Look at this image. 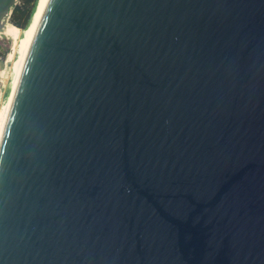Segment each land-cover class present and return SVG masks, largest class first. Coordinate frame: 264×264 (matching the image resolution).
Here are the masks:
<instances>
[{
  "label": "water",
  "instance_id": "water-1",
  "mask_svg": "<svg viewBox=\"0 0 264 264\" xmlns=\"http://www.w3.org/2000/svg\"><path fill=\"white\" fill-rule=\"evenodd\" d=\"M0 264H264V0H46L0 134Z\"/></svg>",
  "mask_w": 264,
  "mask_h": 264
},
{
  "label": "bare ground",
  "instance_id": "bare-ground-1",
  "mask_svg": "<svg viewBox=\"0 0 264 264\" xmlns=\"http://www.w3.org/2000/svg\"><path fill=\"white\" fill-rule=\"evenodd\" d=\"M45 1L46 0H37L31 21L26 29L22 30L10 23L5 24L2 29V33L8 37H11L14 40V42L17 44V49H18V60L15 62V67L13 71V81L11 83L12 85L11 91L15 88L26 49L32 37L33 31L35 29L40 13L45 4ZM20 33L22 34V36H20ZM16 41H18V43ZM9 102H10V96L8 102L5 103L2 107H0V134L8 112Z\"/></svg>",
  "mask_w": 264,
  "mask_h": 264
},
{
  "label": "rangeland",
  "instance_id": "rangeland-1",
  "mask_svg": "<svg viewBox=\"0 0 264 264\" xmlns=\"http://www.w3.org/2000/svg\"><path fill=\"white\" fill-rule=\"evenodd\" d=\"M19 0H17V3ZM11 15V13H10ZM9 15V17H10ZM9 17L6 19L5 24L10 23ZM20 36L22 34L20 33ZM18 43V41H16ZM18 60L17 44L11 37H8L0 31V106L2 107L8 102L11 94L13 71L15 62Z\"/></svg>",
  "mask_w": 264,
  "mask_h": 264
},
{
  "label": "trees",
  "instance_id": "trees-1",
  "mask_svg": "<svg viewBox=\"0 0 264 264\" xmlns=\"http://www.w3.org/2000/svg\"><path fill=\"white\" fill-rule=\"evenodd\" d=\"M37 0H19V3L11 8L10 24L26 29L31 21Z\"/></svg>",
  "mask_w": 264,
  "mask_h": 264
},
{
  "label": "built area",
  "instance_id": "built-area-1",
  "mask_svg": "<svg viewBox=\"0 0 264 264\" xmlns=\"http://www.w3.org/2000/svg\"><path fill=\"white\" fill-rule=\"evenodd\" d=\"M0 97H1V93H0ZM1 107V106H0Z\"/></svg>",
  "mask_w": 264,
  "mask_h": 264
}]
</instances>
